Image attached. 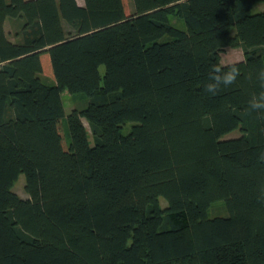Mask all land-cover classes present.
Listing matches in <instances>:
<instances>
[{"label": "trees", "instance_id": "trees-1", "mask_svg": "<svg viewBox=\"0 0 264 264\" xmlns=\"http://www.w3.org/2000/svg\"><path fill=\"white\" fill-rule=\"evenodd\" d=\"M258 1L0 0V264H264Z\"/></svg>", "mask_w": 264, "mask_h": 264}, {"label": "rangeland", "instance_id": "rangeland-1", "mask_svg": "<svg viewBox=\"0 0 264 264\" xmlns=\"http://www.w3.org/2000/svg\"><path fill=\"white\" fill-rule=\"evenodd\" d=\"M79 4H83V0H77ZM264 2L258 1L254 4L253 6V11L258 12L261 8H263ZM171 21L180 27H184V23L182 20H180L176 16L171 17ZM4 29L6 33L8 34V37L10 40H14V38L11 35V25L8 21L5 22L4 24ZM243 59V52L240 48H233V47H226L225 50L221 53V63L222 64H229L232 62H237ZM103 70L104 68L101 67ZM61 97L63 100L64 104V111H65V116L63 118V123L66 126V116L69 114V112L76 108V107H82L86 104V96L83 94H71L67 90L62 91ZM83 122L87 129L89 130L88 123L85 119H83ZM129 128V125H126L124 127V131L127 132ZM240 133L238 130L232 131L225 135V137L230 138V137H236ZM89 138L92 140L91 135L89 133ZM12 190L16 192L20 197L22 198H27L28 194L25 191V178L23 174L19 175V178L17 181L14 183ZM160 204L161 206H165L166 202L163 198L160 199ZM207 214L209 217L213 216H225L227 214L226 208L224 205V202L222 200L215 201L213 202L210 207L208 208Z\"/></svg>", "mask_w": 264, "mask_h": 264}, {"label": "clouds", "instance_id": "clouds-1", "mask_svg": "<svg viewBox=\"0 0 264 264\" xmlns=\"http://www.w3.org/2000/svg\"><path fill=\"white\" fill-rule=\"evenodd\" d=\"M212 71L222 73L214 77L216 83H208L207 85L206 91L213 95L220 89V82L225 86L231 85L240 74V69L235 64L231 65L227 70L214 66ZM260 80L264 82V70L260 72ZM249 103L251 109H264V92H261L259 95H253Z\"/></svg>", "mask_w": 264, "mask_h": 264}, {"label": "crops", "instance_id": "crops-1", "mask_svg": "<svg viewBox=\"0 0 264 264\" xmlns=\"http://www.w3.org/2000/svg\"><path fill=\"white\" fill-rule=\"evenodd\" d=\"M261 9H264V4H263V8H261Z\"/></svg>", "mask_w": 264, "mask_h": 264}]
</instances>
